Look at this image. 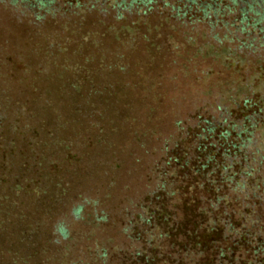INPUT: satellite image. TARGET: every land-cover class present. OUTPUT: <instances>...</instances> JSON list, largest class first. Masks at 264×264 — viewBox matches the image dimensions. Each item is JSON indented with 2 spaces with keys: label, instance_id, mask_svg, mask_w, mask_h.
Masks as SVG:
<instances>
[{
  "label": "trees",
  "instance_id": "obj_1",
  "mask_svg": "<svg viewBox=\"0 0 264 264\" xmlns=\"http://www.w3.org/2000/svg\"><path fill=\"white\" fill-rule=\"evenodd\" d=\"M0 8L26 25L64 32L90 20L118 42L117 34L127 38L153 20L202 27L210 53L264 65V0H0ZM92 36L73 49L68 39L46 56L40 63L47 72L0 58V237L28 218L27 208L47 207L48 182L55 195L69 198L43 239L32 222L18 229L27 252L7 248L0 264H52L39 255L48 245L66 258L72 230L65 219L82 227L92 246L86 259L64 264H264V92L194 108L189 122H176L177 138L163 142L151 169L153 184L121 215L123 244L95 235L111 222L108 211L78 193L70 201L62 183L66 167L83 157L72 139L84 130L85 149L102 144L113 129L94 135L88 121L108 122L125 95L103 80L123 64L110 62L99 34Z\"/></svg>",
  "mask_w": 264,
  "mask_h": 264
},
{
  "label": "rangeland",
  "instance_id": "obj_2",
  "mask_svg": "<svg viewBox=\"0 0 264 264\" xmlns=\"http://www.w3.org/2000/svg\"><path fill=\"white\" fill-rule=\"evenodd\" d=\"M72 30L64 32L52 24L26 25L0 8V58L9 55L15 60H25L34 71L40 68L47 72V67L40 63L46 56H55L68 39L71 44L67 47L73 49L81 41L89 43L92 34L97 33L111 53L108 60L123 64L122 71L114 70L103 78L123 88L122 101L111 107L109 117L105 118L108 122L88 121L93 126L90 133L94 135L103 126L113 130L103 138L102 144L86 149L81 144L86 132L83 130L74 137L72 144L83 157L79 163L66 167L64 172L67 173L62 177V183H67L71 191L68 193L70 201H74L73 194L76 193L97 199L98 205L111 216V222L95 235L99 239L111 238L114 243L122 245L123 238L119 233L121 215L124 210L132 209L153 184L151 169L160 155L161 145L177 138L174 124L189 122L188 115L194 108L214 103L228 104L247 91L263 93L264 65L259 67L253 57L210 53L208 44L211 42L202 27L177 29L153 20L127 38L126 34L116 33L119 42L113 40L114 35L110 38L102 35L103 28L90 20L73 23ZM234 60L236 63L232 66ZM144 131H147L145 137L142 135ZM53 186V181L48 182L46 208H27L28 218L16 227L10 225L9 234L0 237L3 252L0 261L9 257L5 252L7 248L17 255L27 252V242L17 240L18 229L27 223L38 225L40 239L47 236L50 223L57 220L69 202V198L55 195ZM65 222L72 230L67 257L63 258L49 245L39 253L43 260L48 259L52 264L86 259V249L92 246L91 241L86 242L82 227L71 224L69 219ZM29 264H39V261Z\"/></svg>",
  "mask_w": 264,
  "mask_h": 264
}]
</instances>
